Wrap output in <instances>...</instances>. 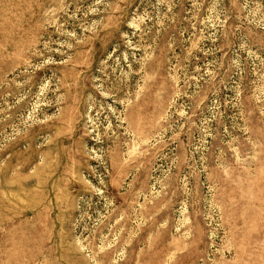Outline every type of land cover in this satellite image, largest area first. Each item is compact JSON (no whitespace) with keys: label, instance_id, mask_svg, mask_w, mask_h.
I'll use <instances>...</instances> for the list:
<instances>
[{"label":"rangeland","instance_id":"1","mask_svg":"<svg viewBox=\"0 0 264 264\" xmlns=\"http://www.w3.org/2000/svg\"><path fill=\"white\" fill-rule=\"evenodd\" d=\"M0 264H264V0H0Z\"/></svg>","mask_w":264,"mask_h":264}]
</instances>
